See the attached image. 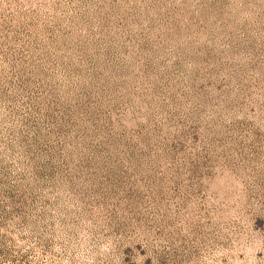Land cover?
Instances as JSON below:
<instances>
[{"label":"rangeland","instance_id":"obj_1","mask_svg":"<svg viewBox=\"0 0 264 264\" xmlns=\"http://www.w3.org/2000/svg\"><path fill=\"white\" fill-rule=\"evenodd\" d=\"M0 264H264V0H0Z\"/></svg>","mask_w":264,"mask_h":264}]
</instances>
